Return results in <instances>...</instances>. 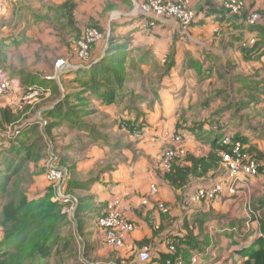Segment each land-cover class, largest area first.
Wrapping results in <instances>:
<instances>
[{"label":"rangeland","instance_id":"rangeland-1","mask_svg":"<svg viewBox=\"0 0 264 264\" xmlns=\"http://www.w3.org/2000/svg\"><path fill=\"white\" fill-rule=\"evenodd\" d=\"M7 1L8 3L10 2V0ZM15 1L16 4H19V0ZM69 1H74L78 5L77 9L81 10L82 16L80 21L78 20L76 23L74 29L67 30L60 27L56 20L57 8ZM94 1L95 0H20L23 7L29 10L28 15L30 16V20L42 21L47 32L51 34L57 33L60 37L50 39L52 43L45 45L43 50L35 52V57L32 59L31 64H29L34 67L35 70L28 67L18 56L15 59H12L10 56V59L7 58L8 64L1 66L2 71L4 68L9 69V67H11L10 72L12 77L20 81L23 86V91L21 92L22 96L19 98L20 102L18 105H12L15 103H8L15 101L13 98L9 100L8 95L0 97L1 111L6 108L14 110V116L18 118V122L9 126L7 131L4 132L5 135L9 138L18 137L24 125L30 121L29 119H32L33 121L31 122L33 125L38 124L34 125V127L37 131L38 129L40 130L39 141L40 144H42L37 152L40 153V157L36 160L33 158L34 160L28 165L29 167L24 170L23 178L16 181L18 190H25L29 195H31L29 191L35 194L41 190V187L42 189L44 188L45 183L41 181L44 179L52 161L55 160L60 167L68 169L72 174L73 170L77 171L79 167L78 163L88 157L89 150L92 146L95 145L90 150V159L94 158L97 150H102L101 146L98 144L99 142H106L105 146L109 147L112 151L116 148L112 139L124 137L129 147L137 154L145 151L140 150V147L145 149L146 147L153 148L157 146L161 149V154L159 156L160 162L155 169V179L157 182L151 185L149 192L141 196L140 204L134 203L132 208L134 209L133 212L136 210L137 214H139L142 213L141 208L144 209L149 205H153L154 207L152 210L159 211L161 214L165 215L167 213H163V210L167 209L170 211L173 208L168 203L158 199L162 191L166 192L162 183L163 180L161 179V176L163 177V175L167 173V169L162 166L165 153L173 151L179 154L181 151H185L186 155L178 161V165L180 166L183 165L189 154L198 155V153H200V156L206 154L209 138L216 137L218 133L222 132L223 128L220 127V123H223L221 120L224 118H227L229 122L226 132L232 136H235L236 133H240L243 129L244 131L248 128L252 130L254 128L257 129L256 132H259L260 136L258 138L259 144L256 145V147L264 151V94H259L260 102L257 106H251L247 109L241 107L240 103L243 101L249 102L251 98L248 96L249 94L246 88V90H243L241 93H237V89L240 86L236 82L237 78L242 76L248 80L247 84H244L245 86H253L257 81L262 79V77L256 78L255 71L259 70L263 65L257 62L238 66L234 58L222 49L223 45L221 46L220 44L221 37L218 43L221 53L217 58L221 60V64L217 74L210 75L211 79L209 81L203 84H197L195 87L192 81L184 83L182 87L163 89L160 93L163 103H161L159 97H157V94H159L157 91L159 87H164L162 82L167 73L165 71L169 60L168 62H166V60L167 58L169 59V55L165 52V47L158 46L161 48L155 51L154 43L156 41L154 42V40L151 41L150 39L148 42L150 46L147 48L149 52H151L149 60L144 61L141 58V54L131 56L128 60L126 66L129 67L124 71V83L121 84L123 87L118 90V92L124 96L123 102L119 106H115L110 110H105L104 107L100 105L101 102H103V99H100V94L105 92H93V90L81 88L79 83L72 82L77 78H69L71 74H77L81 79H84L85 73H91L92 67L103 61L110 47H112V42H114L113 49H116L119 43H124V38L119 36L120 33H116L122 22L130 21L127 18H133L138 13L153 14L154 17H161L154 12V7L157 3L168 6L171 3L179 2L173 0H120L121 4L128 6H130L133 1L135 3L129 7L130 11L125 14L119 12L117 9L118 7L113 4L114 0H111V3L107 2L104 4L105 7L103 10H100V7L98 4H94ZM252 3L250 5L249 1H247V5L245 4L246 8L241 14L234 15L230 13L231 16L241 17L245 15V11L248 12L247 16L257 12L259 6H255ZM121 4H118V6ZM258 4L261 6L262 11H264V0H261ZM0 5H2V8H5L3 1L0 2ZM224 8H222L223 11L227 10L225 5ZM11 9L12 15L9 18H7L9 9L6 14H0V29L6 28L7 25L10 26L8 31L0 35L1 38H7L10 34L14 33L15 28L10 22L11 18L16 23L18 29L23 24L21 19V16L24 15L22 8L16 7L14 3ZM68 9L70 10V6ZM190 9H193L199 14L198 9ZM111 11L112 15H110ZM105 15L107 18H111V16L116 17L118 15L122 17V20L119 23L111 22L110 28H107L108 24ZM163 18L172 19L169 17ZM149 22L151 25L153 24V26L151 28L145 26L143 33L147 39L151 38V36H155L153 27L156 25V21L151 20ZM175 22L180 28L178 30V36L180 37H187L191 34L193 26L197 23L196 21L188 30H184L179 21L175 20ZM24 25L23 31L25 34L23 33L17 38L8 39L7 44L2 43L0 46L1 50L7 48L12 49L11 55H15V52L19 51V46L32 43L31 40L26 37L32 29H29L31 24L28 22V25ZM251 26L253 25L249 24L248 27ZM94 30L99 33V36L91 39L88 33ZM141 32L143 31L141 30ZM118 37L120 38L117 39ZM111 39H114V41ZM13 41H16L17 44H13ZM136 44L137 43H135V45ZM127 45L129 48L133 47L130 44ZM84 47H88V50H84ZM1 50L0 59L3 58ZM138 51L144 52L145 50H140L138 48ZM96 54L99 55L98 58H95ZM114 54L120 59L119 55L121 52L119 50L115 51ZM157 56L160 61L157 60ZM60 61L65 62L63 68H58V63ZM13 63L19 68L26 69L27 71L14 70ZM117 65L118 64H116L115 67ZM189 71L190 76L192 73L195 77V72L192 68H189ZM199 75H196L194 80H197ZM47 80L53 83L50 86H47V83L46 85L40 83L42 81L47 82ZM33 81L36 82L35 86L32 85ZM40 84L42 85L39 86ZM46 87H48V89H46ZM170 87H174V85ZM35 88L41 89L39 90L41 91L40 95H34L33 90ZM83 91L84 93H82ZM67 95L68 97H66ZM147 99L152 102L156 101V99L159 101L157 104V112L155 113V115H158V119L156 120L153 119L154 116H151L154 114H149L148 109L145 108ZM167 100H171V104L168 103ZM59 106H63L70 111H78V115L84 111H88V113L82 115V118L79 120L82 125L79 128H73L71 125L67 124V122L60 119L58 126L49 128L50 126H47L48 123H55V121L58 120L53 119L51 120L52 122H48L49 119L48 117L46 118V115L57 113L53 112V110H56ZM235 114H239V118L235 116ZM213 125L216 126L213 127ZM156 127L159 128V134L161 135L159 138L156 137ZM141 131L142 134H140ZM177 137H181V140L178 141ZM109 139H111V141H108ZM80 141H83L82 146H79ZM246 149H248V147H246ZM248 159L258 165L259 174H264V162L259 161L256 155H248ZM223 173L224 169H219L211 174L210 177L206 178V181L218 177ZM75 174L80 181L83 179L82 176H85L82 172L78 171ZM49 183L50 184H46L54 189V185L50 181ZM191 185H193V183H191L190 186ZM190 186L188 188H190ZM153 187L156 188V191H153ZM188 188L181 189L177 192L183 197L184 191ZM167 189L169 192H171V190L173 191L170 186H168ZM79 195L81 196L82 194L78 191V195L74 196L76 202L67 205L70 223L66 227L67 233L71 235L73 234L70 233V231L73 233L75 231L78 248L77 255L80 256L83 262H87V264H115L118 262V259H120V261L124 260L126 264H129L127 257L122 259L120 256H117V250L108 252L103 250V256H99L93 252L92 249L94 245L92 241L94 240V236H96L98 242L101 243L105 242V234L103 236L101 232L102 229L98 228L94 211H92V215L89 216L87 210H85L83 214H80L79 218H84V220L81 221L88 227L86 228L84 226V232L82 234L78 231V223L75 219L77 216L76 210L79 205ZM120 199L122 200L121 208L124 211L123 203L127 204L130 201V197H126L124 200L122 198ZM212 203L213 202L207 204L211 205ZM81 215L85 216L83 217ZM90 228L94 230L90 231ZM95 231L98 232L95 233ZM0 236H2L1 228ZM133 247V253L129 259H135L144 264L140 260V253L142 251L141 246L135 245ZM148 247L153 256L154 246L149 245ZM70 263L75 264L74 262Z\"/></svg>","mask_w":264,"mask_h":264},{"label":"trees","instance_id":"trees-1","mask_svg":"<svg viewBox=\"0 0 264 264\" xmlns=\"http://www.w3.org/2000/svg\"><path fill=\"white\" fill-rule=\"evenodd\" d=\"M69 6L70 10L68 9ZM77 8L78 5L74 1H69L63 6L57 8V17H59V20L60 18L63 20L60 24L63 29L68 30L75 28L76 23L78 22L75 18V11ZM207 11L208 8L203 7L202 14H206ZM245 12V15L237 17L236 20L242 21L245 24V29L247 30L243 35L236 37L235 41L232 42L231 45V47H234L236 52V64L238 66H243L248 63L258 62L263 65V67L255 71L256 78L258 79L262 77V79L257 81L253 86L247 87L244 85L248 82L245 77L239 76L236 80L237 84L240 86L237 89V93H241L246 89L248 90V96L251 100H249V102L243 101L240 103L241 107L247 109L251 106H257L260 102L259 94H264V11H262L261 7L257 9V12L261 13L262 18L256 25L251 27H248L249 24L247 23V18L249 15L247 16L248 12ZM221 14H223L224 18L227 16L232 17L228 10L222 11ZM198 18L199 14L197 12L195 22L198 21ZM145 26H148L149 28L152 27L151 23H147L145 21L144 24L141 25V29L138 30L137 27L127 30V32H119L120 29H118L116 34L120 33L119 36L124 38V43H119L117 48L113 49L114 42H112V47H110V50L104 57L103 61L94 65L90 71L91 73H85L84 79H81L77 74H71L69 77L77 78L72 82L79 83L81 88L93 90V92H105L100 94V99H103V102L100 104L102 107L110 110L115 106H119L123 102L124 96L121 95L118 90L123 87L121 84L124 83V71L127 67H129L126 66L129 58L136 54H141V58L144 61H147L151 57V52L147 49L150 46L148 42L151 38L147 39L143 35ZM141 30L143 32H141ZM151 37L156 38V36ZM119 38L120 37L117 39ZM249 39H254L255 43L253 45L248 44L244 46V43H246ZM111 40L114 41V39ZM135 43L137 44L135 45ZM13 44H17L16 41H13ZM127 44H130L133 47L129 48ZM155 44L161 46L157 41ZM156 45L155 48L157 47ZM164 47L165 52L169 55V59L167 58L166 62L169 60V63L165 71L167 73L165 74L164 81L162 82L164 87H159L157 91L159 93L157 94V97H159L161 103L163 102L160 93L163 89H170V86H172L171 80L173 78L174 71L181 70L185 73L186 69L192 68L195 72V77L200 74L197 80H194L195 77L193 78V85L195 87L197 84H203L204 82L209 81L211 76L217 74L219 70L218 68L221 64L220 59L205 56L198 60H189L188 58L185 60H179L177 57V49H175L172 44L170 46L169 44H165ZM138 48L145 51L139 52ZM118 50L121 52L119 55L120 59H118V56L114 54V52ZM7 54L9 55V53ZM7 57V55L5 57L3 56L0 60L4 61V64H8ZM11 58L13 57L11 56ZM214 59L215 62L213 61ZM157 60L160 61L159 57ZM116 64L118 65L115 67ZM173 68L176 69L172 71ZM2 80H15V87L22 89L23 91V86L17 79L10 77ZM40 83L44 85L47 83V86H50L53 82L47 80V82L42 81ZM32 85L35 86L36 82L33 81ZM46 89H48V87H46ZM82 93H84V91ZM68 95L66 97H68ZM158 103L159 101L157 99L154 102L148 99L146 101L145 108L148 109L149 114H154L151 115L152 117L154 116V120L158 119V115H155ZM53 112L57 113H50L46 115V118L48 117L50 120L49 121L47 119L48 122H52L51 120L53 119H57L58 121H55V123H48L47 126H50L49 128L58 126L59 119L64 120L73 128H79L82 125L79 120L82 118V115L88 113V111H84L78 115V111H70L65 109L63 106H59L56 110L54 109ZM14 113V110L7 108L2 110L0 117V131L5 132L9 126L18 122V118L14 116ZM235 116L239 118V114H235ZM221 122H223L220 123V127L223 128L222 132L218 133L216 137L209 138V144L207 146V152L209 151L208 154L206 153L207 155L205 156L189 154L187 155L183 165L180 166L176 163L173 169L170 172L165 173L162 177L167 184H170L176 189L183 190L187 188L191 180H195L197 178H208L211 176V173L221 168L222 154H232L233 152V147L225 144L227 139L234 144L240 143L243 146L244 153L256 155L259 161L264 162V151L258 149L254 142L259 140L258 138L260 136V133L256 132L257 129L254 128L252 130L248 128L245 131L243 129L240 133H236L235 136H232L226 132V128L229 123L228 119L224 118ZM34 125L31 124V127H27L25 129L23 128L20 135L16 138H9L7 136L0 137V143L2 144L0 145V228L2 231V236H0V264H71L70 262H74L75 264H87V262H83L80 259V256L77 255L78 248L75 231L74 233L70 231L73 235L67 233L66 227L70 223V216L67 212V205L62 204L56 198L55 189L46 184L41 191L35 194L29 191L31 195H29L25 190L17 189L16 181L23 178V172L29 167L28 165L30 162L40 157V153H37L42 146L39 141L40 130L38 129L37 131ZM215 126L213 125V127ZM156 129L157 132H159V128L156 127ZM140 134H142V131ZM156 137L158 136L156 135ZM184 138L187 139L186 137ZM246 147H248V149H246ZM77 171L73 170L72 174L69 172V180L65 194L72 196L78 195V191L80 192V190L85 188V186L90 188L87 189V191L90 192L97 187L95 186L96 184H101L100 177H92L88 182H83L82 180L80 181L75 174ZM47 175L48 170L43 180L45 183L50 184ZM262 175L264 174H259L257 177ZM212 182L213 180L211 183ZM191 194L192 193L189 191L183 196L182 203L180 204V208L183 211H187L189 208V198ZM115 195L116 194H112V196ZM115 198L122 197L116 196L102 203L91 204L95 198L89 196L83 197L82 195H79V205L76 210L78 217L76 216L77 220L75 219L78 223V231L82 234L84 232V226L86 228L88 227L81 221L84 220V218H79V215L83 214L85 210L89 212V216H91L92 211H94L96 223L98 228H100L98 222L99 218L103 211L113 202V200H115ZM207 209L209 210L211 207L208 206ZM260 209H262V211H260ZM252 213L255 215V218H253V221L251 222V230L253 234L250 237L248 235H244L248 228L241 226V224L234 226L233 228H228V232L221 233L218 236L213 234L215 242L210 251H207V255H205V257L202 254L204 249L199 236L192 238L191 236L194 231H188V233L186 232L187 237L183 243L180 245H178L177 242L175 243L176 253H172L170 248H168L169 250L167 254H160L156 259L154 255H151L150 262L146 264H152V262L167 264L168 260L174 261L179 257H181L179 259L182 260V264H193V259L196 257L197 262L195 264H204L205 261H207L206 264H218L220 261L225 262V260L228 264H237L239 259L240 264H264V201H262L258 207L256 203L253 204V206L251 204L249 214L251 215ZM165 215L166 216H163L165 221L170 222L176 219L172 216L171 210ZM81 216L84 217L85 215ZM211 226L212 220L203 221L204 231H207V228H212ZM162 228L157 230L160 232ZM103 233L105 234L104 230ZM173 234L174 231L170 230V237ZM169 239L170 238L166 241ZM142 245L145 246L144 244ZM187 253H189L190 256H188ZM192 255H195V257L191 259ZM197 255H201L202 258L199 259ZM212 255L215 256L209 257ZM226 255L229 259L224 258ZM118 262L121 263L120 259H118Z\"/></svg>","mask_w":264,"mask_h":264},{"label":"crops","instance_id":"crops-1","mask_svg":"<svg viewBox=\"0 0 264 264\" xmlns=\"http://www.w3.org/2000/svg\"><path fill=\"white\" fill-rule=\"evenodd\" d=\"M1 1H3L5 8H2V5H0V14H6L9 9L7 17L9 18L12 15L11 8L15 3L16 7L22 8L24 15L21 16L23 24L19 27V29L12 18L10 19V22L15 28L14 33L10 34L7 38L0 37V39H2L0 40V46L2 45V43L7 44L8 39L17 38L21 34H25V32L23 31V27H25L24 24L28 25L29 22L31 24L29 29L32 28L29 34L26 35V37L31 40V44L19 46V51L15 52V55H11L12 49L8 48L3 49L5 51L0 49L1 53L4 57L7 55L8 59H10V56L13 57L12 59H15L18 56L19 59L22 60V62L28 65V67H30L32 70H35L34 67L29 65L31 64L32 59L35 57V52L38 50H43L45 45L52 43L50 42V39H53L54 37H60V35H58L57 33L51 34L50 32H47L42 21H33V17V20H30V16L28 15L29 10L23 7V4L20 2V0L18 2L19 4H16L15 0H10L9 3L7 0H0V2ZM248 1L250 5L252 2H254L252 3L253 5L261 7L258 4L261 0ZM107 2L111 3V0H95L94 4H98L100 10H103V8L105 7L104 4H106ZM225 2L226 0H190L188 7L198 9L199 18L197 23L192 28V33L187 37L178 36V30L180 28L174 19L154 17L153 14L145 13H138L133 18H127L130 21L122 22V24L119 25V32H127V30H131L135 27H137V29H141V25L144 24L145 21L147 23H150L149 21L155 20L156 25L154 26V31L156 38L151 37V41H157L163 48L165 44H169V46L172 44V46L177 49V57L179 60H185L187 58L189 60H198L201 59V57L205 56H210L217 59L221 53L218 47L220 37V44L221 46L223 45L222 49L225 50L235 60L236 52L234 47H231L232 42L235 41L236 37L243 35L247 29H245V24L242 21L236 20L237 17H223V14L221 13L223 11L222 8H224ZM113 4L118 7L117 9L119 10V12H123L126 14L130 11L129 7L135 3L133 1L132 4L128 6L125 4H121L120 0H114ZM118 4L121 5L118 6ZM203 7H207L209 12L207 11L206 14H202ZM112 11L110 12V15H112ZM81 14L82 13L80 9H77L75 11L76 19L79 21L82 16ZM58 18L59 17H57L56 22L61 27L60 24L63 20L61 18L59 20ZM105 19L108 24L107 28H110L111 22L119 23L122 20V17L117 15L116 17L111 16V18H107L106 16ZM9 29V25H7L6 28H1L0 35L8 31ZM156 46L158 47V45ZM157 47L155 48V51L158 50ZM161 47L158 48L160 49ZM7 53H9L10 56ZM98 57L99 55L96 54L95 58ZM215 59L213 60L214 62ZM3 62L4 61L0 60V80L12 77L10 72L11 67L7 66L9 67V69L4 68L2 71L1 66L7 65ZM13 64L14 70H23L24 72L27 71L26 69L19 68L15 63ZM174 69L176 68H173L172 71H174ZM173 74L174 75L171 80V84L174 85V87H170V89L177 88L179 86L182 87L184 83L191 82V77L192 81L194 78V75L192 73L190 76L189 69H186L185 73L180 70L174 71ZM21 92L22 89H18L17 87H15V92L8 95L9 100H12L13 98V100L15 101L8 103H15L12 105H18V103L20 102L19 98L20 96H22ZM167 101L170 104L172 102L171 100ZM104 109L108 110L105 107ZM1 112L2 111L0 109V117ZM29 120L30 121H28V123L24 125V129L27 127H31V124H33L31 122L33 120ZM1 136L6 137L5 133L2 131H0V137ZM157 136L158 138L161 137L159 132H157ZM108 141H111V139H109ZM112 141L116 145V148H114L112 151L109 147L105 146L106 142L101 141L98 144L101 146L102 150H97L93 159L89 158V153L91 148L95 145L90 148L88 157L78 163V171L82 172L85 175L82 176L80 174L83 178V182H88L92 177L101 178V184H96L95 186L97 187L95 189L89 192L87 191V189L90 188L88 186H85V188L82 187L83 189L80 190V192L83 197L89 196L95 198V200H93L91 204L102 203L116 196L122 197L123 200L126 197H130V201L127 204L123 203V209L127 218L133 224L135 223V231L127 236L126 247L122 250H117V256H120L122 259L127 257L129 264H141L135 259H129L133 253V246L139 245L141 246V248H143L144 246L142 244H144L145 246L153 245V255L156 259L160 254L165 255L168 253V248L171 241H175L178 243V245H180L185 241V238L187 237L186 232L188 233V231L190 232L192 230L194 232L192 233L191 237L195 238L196 236H199V239L202 242V246L204 249V252H202L203 256L207 255V251H210L215 242V237L213 236V234L218 236L221 233L228 232V228H233L234 226H238L239 224H241V226L245 228H248L247 232H245L244 235H248L250 237L253 234L251 230V222L253 221V218H255V215H253V213L250 215L249 210L251 208V204L253 206V204L256 203L258 207L259 204L264 201V175L253 178L248 177L244 174H240L238 179L232 185H229V179L222 178V181L225 184V191L218 200L214 201L211 205H208L207 203L190 204L187 211H183L180 208V204L183 200V197H181L177 192L180 189H176L170 184H167L161 176V179L163 180L162 183L165 187L166 192L162 191L158 199L168 203L173 207L171 213L172 216L176 218L174 221L168 222L165 221V218L163 217L166 215L161 214V212L159 211L152 210V208L154 207L153 205H149L144 209L141 208L142 213L139 214H137L136 210L135 212H133L134 209L132 208V205L134 203L140 204L141 196L149 192L151 185L153 183L156 184L157 182V180L155 179V169L160 162L159 156L161 154V149L157 146L153 148L146 147L145 149L140 147V150L145 151L143 153L141 152L137 154L129 147L128 143L126 142V138L123 137L119 139H112ZM254 142L256 145L259 144V140H256ZM82 143L83 141H80L79 146H82ZM0 145L2 144L0 143ZM207 154H203L202 156H205ZM197 156H200V153H198ZM222 175L223 174H220L218 177L211 178L208 181H206V178L191 180L188 186H190L191 183H193V185H191L190 188H188L187 186V190L188 192L190 191V193H193L199 188L210 187L209 184H212L214 180H217ZM212 180L213 182L211 183ZM41 182L45 183L44 180H42ZM168 186H170V188H172L176 193H174L172 190L171 192H169V190L167 189ZM187 190L184 191V194H187ZM112 194L116 195L112 196ZM208 206H210L211 209L208 210ZM260 211H262V209H260ZM208 220H212V228H207V231H204L203 221ZM159 228H162L160 232L157 230ZM93 230V228H90V231ZM170 230L174 231V234L171 237ZM97 232L98 231H95V233ZM101 232L103 233L102 230ZM168 238H170V241H166ZM92 244L95 246V249L93 246V252H95L99 256H103V250H105V252L113 250V248L109 247L105 242L99 243L96 236H94ZM187 254L188 256H190L189 253ZM197 256L199 257V259L202 258L201 255ZM214 256L215 255L209 257ZM194 257L195 255H192L191 259ZM224 258L229 259L227 255ZM206 262L207 261H205L204 264H206ZM152 264H159V262H152ZM218 264L228 263H226L225 260V262L220 261ZM237 264H240V259Z\"/></svg>","mask_w":264,"mask_h":264},{"label":"built area","instance_id":"built-area-1","mask_svg":"<svg viewBox=\"0 0 264 264\" xmlns=\"http://www.w3.org/2000/svg\"><path fill=\"white\" fill-rule=\"evenodd\" d=\"M248 0H226V9L234 15L241 14L246 8V2ZM190 0H181L178 3H171L168 6H164L157 3L154 7V12L161 17H169L175 19L181 23L184 30H188L197 18V13L193 9L188 7ZM246 4V5H245ZM262 15L260 12H254L247 18V23L256 25L261 20ZM153 26V24L151 25ZM91 39L97 38L99 33L97 31H90L88 33ZM255 43L254 39H249L244 46ZM84 50H88V47H84ZM65 65L64 61L58 63V68H63ZM15 81V80H14ZM13 80H2L0 81V97L10 95L15 92V83ZM16 82V81H15ZM41 89L35 88L33 90L34 95H40ZM180 141L181 137H177ZM225 144L233 147L232 154H222V165L221 169H224V173L221 177L207 188H199L190 195L189 204H202L204 202L211 203L218 200L225 191V184L222 178L229 179V185H232L239 177L240 174H244L250 177H257L259 175L258 165L248 159V153L243 152V146L240 143H232L229 139L225 141ZM186 155L185 151L177 154L173 151L165 153L163 157L162 166L170 172L174 165L178 163L180 158ZM48 180L54 185L56 198L64 205H70L76 202L75 197L72 195L65 194V190L69 180V171L66 168L60 167L54 160L48 167ZM153 191L156 188L153 187ZM78 204V203H77ZM122 200L115 198L111 204L103 211L99 218V226L105 231V243L115 249L122 250L126 247V238L128 235L135 231V225L127 218L125 212L121 208ZM163 213H168L169 210L165 209ZM175 241H171L170 250L172 253H176ZM151 251L148 246H144L140 253V260L143 263H149L151 260ZM181 258V257H179ZM177 258L176 260H168L167 264H182V260ZM197 262V257L193 259V263ZM115 264H126L124 260L121 263L116 262Z\"/></svg>","mask_w":264,"mask_h":264}]
</instances>
